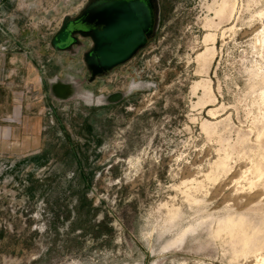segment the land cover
I'll return each mask as SVG.
<instances>
[{
	"label": "rangeland",
	"instance_id": "obj_1",
	"mask_svg": "<svg viewBox=\"0 0 264 264\" xmlns=\"http://www.w3.org/2000/svg\"><path fill=\"white\" fill-rule=\"evenodd\" d=\"M90 1L0 0V264H264V0H157L94 79L51 44Z\"/></svg>",
	"mask_w": 264,
	"mask_h": 264
},
{
	"label": "water",
	"instance_id": "obj_2",
	"mask_svg": "<svg viewBox=\"0 0 264 264\" xmlns=\"http://www.w3.org/2000/svg\"><path fill=\"white\" fill-rule=\"evenodd\" d=\"M159 12L157 0H91L77 16L64 18L51 44L56 50L69 51L80 49L90 39L92 46L84 61L94 79L128 62L148 43ZM55 82L68 89L57 91ZM50 86L59 99L68 98L73 90L70 81L59 77L50 79ZM106 98L117 102L122 97L116 93Z\"/></svg>",
	"mask_w": 264,
	"mask_h": 264
},
{
	"label": "bare ground",
	"instance_id": "obj_3",
	"mask_svg": "<svg viewBox=\"0 0 264 264\" xmlns=\"http://www.w3.org/2000/svg\"><path fill=\"white\" fill-rule=\"evenodd\" d=\"M232 4H228V7H227V9H225V8H223V7H220L218 10H217V12L220 14H224V13H226V11L228 10V8H233L232 6H231ZM230 8V9H231ZM211 9V8H210ZM234 9V8H233ZM231 12V11H230ZM232 13H233V11H232ZM210 21V20H209ZM212 24V23H211ZM214 53H215V47L214 46H212V47H209V48H207L204 52H202V53H200L199 55H198V57H197V59H198V61L200 62V63H202V64H205L206 65V63L214 56ZM205 67V66H204ZM206 83H207V81H206ZM206 83H204V82H197L196 83V85H195V89H198V88H202L203 89V91H204V96H208V95H210L209 93H211L210 91H211V89H210V87H208V85L206 84ZM210 86V85H209Z\"/></svg>",
	"mask_w": 264,
	"mask_h": 264
},
{
	"label": "crops",
	"instance_id": "obj_4",
	"mask_svg": "<svg viewBox=\"0 0 264 264\" xmlns=\"http://www.w3.org/2000/svg\"><path fill=\"white\" fill-rule=\"evenodd\" d=\"M31 53V52H30ZM32 57V56H31ZM33 61L35 63V60H34V56H33ZM26 62H27V68H29V72L27 71V78H26V82H30L32 81L33 83H36V85L42 83L45 79V82H49V80L51 79V77H53L52 75H49V74H45L42 78L41 76V70L39 67H35L34 65H32L30 63V60L29 59H26Z\"/></svg>",
	"mask_w": 264,
	"mask_h": 264
}]
</instances>
